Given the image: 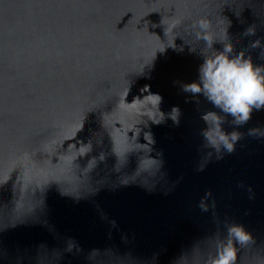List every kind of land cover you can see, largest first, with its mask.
<instances>
[{
	"label": "water",
	"instance_id": "water-1",
	"mask_svg": "<svg viewBox=\"0 0 264 264\" xmlns=\"http://www.w3.org/2000/svg\"><path fill=\"white\" fill-rule=\"evenodd\" d=\"M224 43L264 0H0V264H264V107L184 91Z\"/></svg>",
	"mask_w": 264,
	"mask_h": 264
},
{
	"label": "clouds",
	"instance_id": "clouds-1",
	"mask_svg": "<svg viewBox=\"0 0 264 264\" xmlns=\"http://www.w3.org/2000/svg\"><path fill=\"white\" fill-rule=\"evenodd\" d=\"M192 27L200 29L196 33L197 39H203L213 47L216 40L213 34L208 31L209 22L207 20L193 21ZM260 44L261 41L257 39L253 41L252 47H258ZM184 91L193 94L202 93L222 112L233 115L237 124L243 123L250 118L254 108L264 107V67L254 64L251 56L246 57L243 51L234 54L231 43H224L222 50H216L212 55H204L203 62L199 67V79L185 84ZM153 95L156 103L159 104L161 97L158 94ZM179 115L180 109L173 107L170 116L177 123ZM160 120L156 122H160ZM238 139L239 137L236 135L231 137L232 141ZM225 147L231 152L234 149V144L228 142ZM204 210L207 209L204 208ZM229 234L235 235L238 241H246L251 238V233L240 224L232 225L229 228ZM235 258L236 249L229 241L224 250L212 261V264H234Z\"/></svg>",
	"mask_w": 264,
	"mask_h": 264
}]
</instances>
